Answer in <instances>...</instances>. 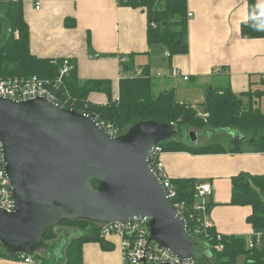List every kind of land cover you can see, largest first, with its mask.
I'll return each instance as SVG.
<instances>
[{"label": "crops", "instance_id": "0c3cea01", "mask_svg": "<svg viewBox=\"0 0 264 264\" xmlns=\"http://www.w3.org/2000/svg\"><path fill=\"white\" fill-rule=\"evenodd\" d=\"M39 1V11L23 2L31 53L39 58L74 62L81 82L110 80L112 100L118 98L120 76L128 77L143 68L148 70L155 94L172 90L177 102L192 107L196 103L202 105L210 88L229 86L239 96L264 92V38L244 39L240 33L248 18V0H187V13L191 14L185 37L188 52L173 57L167 56L161 45H148L147 18L141 9L122 7L117 0ZM254 2L257 8H264V0ZM69 20H73V26L66 25ZM94 55L98 57L91 58ZM121 58L126 59L125 65H132V70L122 71ZM172 69L188 76V81L172 78ZM88 101L105 105L108 98L102 93H91ZM253 101L264 113V94L255 96ZM196 134L197 145L203 144L205 135ZM242 146L241 153L167 152L160 161L171 180L209 184V222L214 231L241 237L246 243L254 233L246 223L252 209L231 204V183L240 175L264 176V153H251L246 144ZM63 237L61 234L58 241ZM105 246L106 249L98 242H85L72 260L74 264H121L118 239L105 241ZM65 247L66 244L52 252L48 249L51 256L41 259L43 264H65ZM37 253L47 256L43 249ZM0 264L24 263L0 258ZM237 264H245L244 258L240 257Z\"/></svg>", "mask_w": 264, "mask_h": 264}, {"label": "water", "instance_id": "95a60500", "mask_svg": "<svg viewBox=\"0 0 264 264\" xmlns=\"http://www.w3.org/2000/svg\"><path fill=\"white\" fill-rule=\"evenodd\" d=\"M175 134L173 125L144 122L110 137L90 115L46 98L0 97L2 161L13 200L11 212L0 210L2 251L43 249L51 256L49 250L63 248L70 236L57 230L64 237L47 247L43 235L65 220L109 224L148 218L151 241L180 258L196 257L199 247L149 165L155 146ZM188 138L197 145L196 133Z\"/></svg>", "mask_w": 264, "mask_h": 264}, {"label": "trees", "instance_id": "16d2710c", "mask_svg": "<svg viewBox=\"0 0 264 264\" xmlns=\"http://www.w3.org/2000/svg\"><path fill=\"white\" fill-rule=\"evenodd\" d=\"M122 7L141 9L147 18V43L149 46L161 45L169 57L185 55L188 45L187 0H117ZM71 22V23H70ZM73 26V20L66 22ZM244 39L264 38V8H257L254 0H248V18L240 27ZM30 31L23 17L22 0H0V77L22 76L51 80L63 59L39 58L30 51ZM132 58H130L129 62ZM73 70L63 79L56 91L59 95L68 94V106L77 112L88 114L99 121H105L118 128L120 135L126 134L134 125L155 122L173 125L176 128L174 139L160 143L163 153L188 152L197 155L241 153L243 144L251 153H264V113L254 103L253 98L261 97L264 92L254 91L235 95L229 86L207 90L203 112L199 114L187 103H179L172 90L153 91L151 77L143 68L141 77H123L119 81L118 100H112L110 80H89L81 82L77 76L74 62ZM126 64V63H125ZM122 64V71L132 70V65ZM91 93H102L108 98L105 105H94L88 101ZM246 98V100L244 99ZM190 132L205 135V142L192 146L187 141ZM225 139L228 147L219 142ZM175 191L171 204L192 200L195 181L186 179L169 180ZM93 186L97 185L92 181ZM231 204L250 206L252 211L246 223L254 232H260L264 242V176H236L231 183ZM96 223L86 220H65L57 227L47 230L42 243L47 247L62 234L57 230L72 232L65 247V264H74L78 247L85 242H98L106 249L105 241L98 236ZM73 228V229H71ZM214 235V229L209 231ZM223 251L215 252L203 245L207 256L199 252L198 264H237L240 257L245 264H264V243L262 247L246 249L241 237L223 236ZM192 243L202 246V239L189 238ZM215 241L211 243L213 245ZM45 252V250H44ZM46 253V252H45ZM21 254H6L0 245V258L19 260ZM44 260L48 256L33 252L23 254Z\"/></svg>", "mask_w": 264, "mask_h": 264}, {"label": "built area", "instance_id": "2783aa9c", "mask_svg": "<svg viewBox=\"0 0 264 264\" xmlns=\"http://www.w3.org/2000/svg\"><path fill=\"white\" fill-rule=\"evenodd\" d=\"M33 5L36 11L41 9L39 0H22ZM187 20L191 14L187 13ZM168 56V54L166 53ZM97 55L91 56L96 58ZM126 63L125 58L120 59V66ZM73 70V65L69 60H65L62 66L57 69L56 75L51 80H43L38 77L7 76L0 77V97H5L15 101H21L33 98H46L63 109L68 106L71 100L67 93L59 95L56 91L63 83V79ZM142 70L138 69L132 72L128 77H141ZM159 76V74H158ZM171 77L174 79L181 78L188 81V76H182L179 70L172 69ZM122 76H120L121 80ZM118 100V98L116 99ZM69 110H72L71 108ZM102 130L110 137L120 136L118 128L113 124L105 121H99L94 118ZM163 154L159 144L153 149L149 165L157 174L163 183L165 191L171 202L175 198V191L170 184V179L166 175L160 157ZM212 188L209 184H198L194 187L192 200L189 204L176 202L173 208L181 215L186 224V231L189 238L202 239V246L206 245L215 252L223 251V238L221 234L215 233L209 235L213 229L209 222V203L208 198L211 196ZM13 207L12 194L9 182L3 167L2 150L0 145V210L11 212ZM148 218H142L129 222H114L109 224H98V236L102 241L116 238L119 241L121 251V264H198L197 256L193 259H183L178 255L166 249L149 239ZM215 241L213 245L211 243ZM246 249L262 247L263 239L260 232H254L252 238L245 243ZM202 256V254H201ZM204 257V256H203ZM264 259V258H263ZM19 262L24 264H43L39 258L32 255H20Z\"/></svg>", "mask_w": 264, "mask_h": 264}, {"label": "rangeland", "instance_id": "374dc122", "mask_svg": "<svg viewBox=\"0 0 264 264\" xmlns=\"http://www.w3.org/2000/svg\"><path fill=\"white\" fill-rule=\"evenodd\" d=\"M65 60H62L61 61V64H60V66H62V64H63V62H64ZM193 106L195 107V110L197 111V112H202L203 111V109H202V105H200L199 103H196V104H193ZM198 137V136H197ZM189 138H188V135H187V141L189 142V140H188ZM225 139H227L226 137H224L223 136V138H221V140H219V142L220 143H222L225 147L227 146L228 147V143H227V141L225 140ZM71 229H73V228H71ZM200 251H203L201 254H202V256H207V252H205V250H204V246H200V248H199V252ZM199 255V254H198ZM197 255V256H198ZM240 259V258H239ZM239 259H238V261H239ZM238 263V262H237Z\"/></svg>", "mask_w": 264, "mask_h": 264}]
</instances>
